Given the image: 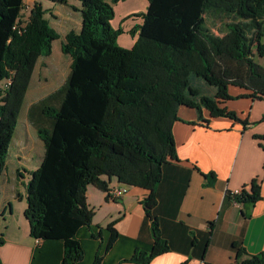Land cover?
<instances>
[{"label":"trees","instance_id":"trees-1","mask_svg":"<svg viewBox=\"0 0 264 264\" xmlns=\"http://www.w3.org/2000/svg\"><path fill=\"white\" fill-rule=\"evenodd\" d=\"M119 1L80 0L82 27L62 42L72 58L68 78L28 111L44 154L26 185L24 215L34 238L64 242L63 264H76L85 255L78 235L92 227L95 214L88 186L110 198L111 178L150 191L142 202L153 245L126 260L149 264L170 251L154 208L163 167L178 160L174 124L182 120L180 107L194 108L206 123L204 110L247 124L223 105L236 98L231 88L264 97V66L258 61L264 56V0H148L147 11L138 14L143 22L132 47L117 42L124 32L112 24ZM24 6L25 0H0V178L36 64L60 37L41 2L26 21ZM211 18L221 20L225 30L215 31ZM256 138L264 148V134ZM207 176L213 184L216 174ZM263 191L264 178L256 177L239 192L228 190L227 197L254 204L264 200ZM115 222L105 228L110 235L104 251L119 236ZM4 242L1 236L0 246ZM233 247L234 264H264V251L250 253L238 242ZM0 264H5L1 257ZM94 264H104L101 254Z\"/></svg>","mask_w":264,"mask_h":264},{"label":"crops","instance_id":"crops-1","mask_svg":"<svg viewBox=\"0 0 264 264\" xmlns=\"http://www.w3.org/2000/svg\"><path fill=\"white\" fill-rule=\"evenodd\" d=\"M32 1V6L41 2ZM55 4L53 22L48 19L60 37L53 42L52 53L41 56L36 64L6 168L0 178V237L5 240L0 246V257L5 264H63L65 255L62 240L36 241L30 234L29 221L24 215L27 205L15 202L18 197L21 200L25 198L22 188L19 189L20 184L27 197L26 185L33 169L27 170L26 167L34 165L35 153L39 155L36 158L39 166L44 154V142L35 137L38 133L28 111L34 103L66 82L72 58L62 51V42L69 31H80L82 27L79 7L77 13L69 3ZM75 15L80 17L78 29L66 25V29L61 31L54 24L61 19L71 23ZM58 48L71 61L63 82L38 98L29 99L36 72L39 81L40 73L46 69L49 72L45 71L44 81L57 77L60 68H53L55 65L51 59L55 52H59ZM249 93V90L232 87L231 94L236 98L223 103L236 111L241 119L247 120V124L230 117H212L204 110V118L210 119L206 123L199 119L194 108L180 107L182 120L174 124L178 160L164 165L162 180L156 187L157 204L154 208L170 251L157 256L149 264H181L185 261L187 264H234V242L253 254L264 251V200L254 204L237 203L227 197L228 190L242 189L256 177L264 178V148L261 140L256 138V135L264 134V97L247 96ZM22 169L28 172V176L22 174ZM211 172L216 174L213 184L209 183L207 176ZM118 182L117 178H111L110 186ZM149 193L145 188L129 186L122 198L113 200L107 197L106 191L89 185L87 201L95 214L92 227H83L79 232L85 255L76 264H94L100 254L104 264H144L126 259L138 250H149L153 245L151 220L146 216L142 202ZM112 221H116L119 236L112 248L104 251L103 242L110 235L105 228Z\"/></svg>","mask_w":264,"mask_h":264},{"label":"rangeland","instance_id":"rangeland-1","mask_svg":"<svg viewBox=\"0 0 264 264\" xmlns=\"http://www.w3.org/2000/svg\"><path fill=\"white\" fill-rule=\"evenodd\" d=\"M40 1L42 2L43 7L45 9H48V11L46 12V17L50 18L51 22H53L52 10H54V7L56 4L50 0H40ZM68 1H69L68 3L73 6L75 12H77L76 11L77 8L81 5L80 0H68ZM26 3L27 5L22 12V18H21L24 21L27 20L29 17V9L30 7H32L31 4L33 3V1L26 0ZM74 3H76L77 5H74ZM148 4H149L148 0H121L113 4L114 10H115V16H114V19L112 20V24L115 28L121 27L124 30V32L118 37V40H117L120 46H124V47L133 46V44L135 43L139 35L140 25L143 22V16L138 15V14L145 13L148 9ZM129 15H132V16L129 18H126ZM209 22L215 31L221 32L225 30L224 23L221 20L211 18L209 19ZM54 24L61 31L66 29V25L68 27L72 26L74 29H78L80 27V17L79 15H75L71 23H69V21L65 19H61L59 21H54ZM57 45H58V42H56L55 44L56 49H57ZM58 51L59 52L57 54L55 52L54 54L55 56L51 59L55 65L54 67L53 66L52 67L60 68L59 73L57 74V77L52 78L49 81H44L42 78L45 74V71H48L46 69L44 70V72L40 73L41 80L39 81L37 77L38 75L36 72L33 78V84L31 85V90L29 92V99L33 100L35 98H38L40 97V95H43L46 92L51 91V89L54 88V86H59L58 84L63 82L64 80L63 76H65L70 66L71 61H70V58H66L65 56H63L61 49L58 48ZM258 61L264 66V56L258 57ZM55 63H58V65H56ZM0 84H3V81H1ZM28 103L29 102L27 101L26 104L28 105ZM20 120H21V116H20ZM35 137H37V139L38 138L40 139L38 134ZM38 156L39 155L35 153L34 165L32 166L28 165L26 167L27 170L35 169L38 167L36 163V158H38ZM22 171H23L22 174H24L25 176H28L27 171H25L24 169H22ZM21 188H22L23 194H25V198L24 200H21L20 197H18L17 199H15V202L17 205L24 206V205H27V197H26L25 189H23L24 187L22 186V184H20L19 189ZM21 210H22L21 213L23 214V209ZM104 231L107 232L106 230ZM107 241H108L107 239L104 240L103 246L106 245Z\"/></svg>","mask_w":264,"mask_h":264},{"label":"built area","instance_id":"built-area-1","mask_svg":"<svg viewBox=\"0 0 264 264\" xmlns=\"http://www.w3.org/2000/svg\"><path fill=\"white\" fill-rule=\"evenodd\" d=\"M27 3L25 1V6H24V9L26 7ZM29 6V5H28ZM27 6V7H28ZM33 7V6H32ZM30 7V9L32 8ZM29 9V11H30ZM26 21V20H25ZM129 190V186L127 185H114V186H110V189H109V192L108 194L110 195V199H113V200H117V199H120L122 198ZM241 189H236V190H233L234 192H239ZM42 239L40 238H37L36 241L39 243L41 242Z\"/></svg>","mask_w":264,"mask_h":264}]
</instances>
